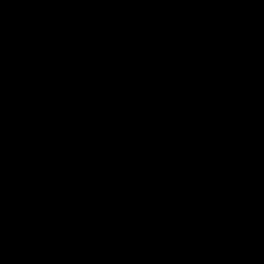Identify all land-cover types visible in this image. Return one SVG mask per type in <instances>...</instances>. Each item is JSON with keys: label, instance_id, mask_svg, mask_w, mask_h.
Returning <instances> with one entry per match:
<instances>
[{"label": "trees", "instance_id": "16d2710c", "mask_svg": "<svg viewBox=\"0 0 264 264\" xmlns=\"http://www.w3.org/2000/svg\"><path fill=\"white\" fill-rule=\"evenodd\" d=\"M1 1L18 44L0 69V229L15 225L35 244L70 220L62 199L30 174L42 160L70 177L152 166L137 150L74 145L88 143L109 110L197 66L222 74L219 97L247 119L202 111L167 164L209 147L232 165L245 150L264 154V0H37L38 24L30 0ZM111 198L106 192L76 218ZM59 238L67 264H84L90 232Z\"/></svg>", "mask_w": 264, "mask_h": 264}, {"label": "water", "instance_id": "95a60500", "mask_svg": "<svg viewBox=\"0 0 264 264\" xmlns=\"http://www.w3.org/2000/svg\"><path fill=\"white\" fill-rule=\"evenodd\" d=\"M30 1L38 24V1ZM221 84L218 71L201 67L161 80L154 88L103 114L85 139L96 148L134 147L142 156L175 148L188 137L203 109L234 114L230 106L216 98ZM245 161L240 176L252 178L251 184L224 180L223 160L216 152L169 171L138 165L134 170L138 179L133 183H127L131 172L71 180L54 159L40 161L30 174L62 198L68 214L100 198V186L106 181L118 185L116 203L81 222L67 224L56 236L93 227L103 217L115 218L119 224L137 219L135 223L150 232L145 245L125 243L128 238L116 233L111 234L115 243H97L100 232L103 238L106 235L104 227L90 245L87 264H264V155L250 150L245 153ZM207 177L215 180H210L209 187L202 190L205 193L197 197L196 186L203 185L197 180ZM207 192L215 196L209 197ZM195 218L200 223L198 228H193ZM12 231L13 226L0 230V255L20 250L24 260L33 264L66 261L67 250L54 236L30 247L22 243L20 232L17 243H8ZM212 240L215 243H210ZM226 241L231 243H219Z\"/></svg>", "mask_w": 264, "mask_h": 264}, {"label": "flooded vegetation", "instance_id": "af4514ba", "mask_svg": "<svg viewBox=\"0 0 264 264\" xmlns=\"http://www.w3.org/2000/svg\"><path fill=\"white\" fill-rule=\"evenodd\" d=\"M197 67H199V66H197ZM220 76H221V80L223 81L222 74H220ZM220 88H221V86H220ZM220 88L218 89V91L216 93V98H217V100H220V101L226 103L225 101H223L219 97ZM209 109H211V108H208V110ZM206 110L207 109H203L202 111H206ZM232 110H233L234 114L230 113V111H226V110L225 111L228 112V115L230 117L234 118V119H235V117H237L239 119H247L246 118L247 117L246 113H244L242 111H237L235 109H232ZM202 111H201V113H202ZM199 116H198V118H199ZM197 119H196V121H197ZM196 121H195V123H196ZM195 123H194V125H195ZM179 145H177L175 148H177ZM74 147H78L81 151H93V150H99L101 148L117 149V150L118 149H128L131 152L132 151L134 152V150H137V152L139 153L140 157H142V158L152 157L153 158L152 166H145L144 164H142L140 162H138V163L134 162L133 165H132V169H129V170H126V171H123V172L112 173V174H121V173L131 172L132 174H131V176H129V178L127 180V183H133V182H135L138 179V175L134 174L135 167L138 166V165H141V166H143L146 169H154V170H159V171H169V170H173V169L185 166L186 164H188L190 162H194L196 160H199L203 156H205L208 152H216L218 154V156L223 160L224 167H223L221 176H222V178L224 180L230 181V182H238L240 180H243L244 184H251L253 182L252 178H248V177L241 178V176H240V170L244 167V165L246 163V161H245V153L247 151L252 150V149L245 150L243 152L242 157H237L236 160H238V161L235 162L234 165L230 164V159L226 157V155H225L226 153L224 152V150L222 148L214 149V148L209 147L200 156H198L196 158H192L189 161H187L186 163H181V160H176L174 165H170L169 166V164H167V163H171V162L168 161V158H167L168 154L167 153H169L168 151H170L172 149H175V148H172L170 150L160 151V152L159 151H152L149 154H147L145 156H142L140 150H138L137 148H134V147L133 148H130V147H128V148H115V147H112L111 148V147L104 146V147L96 148V147H93L90 143L76 144V145H74ZM133 155H134V153H133ZM176 157L180 158L181 155H178ZM159 161H163V162H166V163L160 164ZM59 170L61 171L60 168H59ZM63 174H64L65 177L70 178L71 180H73L75 178L86 176V175H83V176H78V177H70V176H67L65 173H63ZM92 174H100V175L107 176V174H102V173H91V174H87V175H92ZM206 180H207V184L205 183ZM210 180H213V182H214L215 179L214 178L212 179L211 177H207V178H200V179L197 180V182H202L203 183V185H197L196 186V189H197L196 196L197 197H200V196H202L205 193L202 190L209 187V185L211 183ZM117 187H118V185H117L116 182L106 181L105 184L100 186V189H101V192H102V196L100 198L96 199L95 201H93V202L81 207L74 214H68L66 212L68 207L65 205V202L62 200L64 205H65V207L63 209V213L70 218V220H68L64 226H66L67 224H70V223H74V222H81L82 220L87 219V218H89V217H91V216H93V215H95V214L107 209L112 204L116 203L118 201V197H117V194H116ZM106 192H111V197H112L108 201V203L106 205L100 207L99 209L93 211L91 214H89V215H87L85 217L76 218L78 212L82 208H84V207H86V206H88L90 204H93L96 201L102 199L105 196ZM206 194L209 197H214L215 196L214 192H207ZM58 197H60V196H58ZM129 219L130 218H128L127 221ZM136 220L137 219H134L133 222H131V223H130V220H129L128 222H125L123 224H119V223H115L116 222L115 218L109 219L107 217L106 218L103 217L100 220H98V223L95 226H93V227L86 228L84 230H80V231L75 232V233L70 232L71 234H77V233H80V232H90L91 239L87 241V246H86V249L84 251V256H83L84 264H87V262H86L87 253H88V250L90 249V245L95 242V235H97L98 232L102 231L104 227H106V235L103 238V234L100 232L98 234L99 239H98L97 243H115V242H113L114 240H112V235H111L112 233H116L119 237L128 238V241L123 240V242H125V243H139V244H142V245H145L146 243H149L150 238H151L150 232L144 226L135 223ZM10 226L15 227V231H12V232L9 233V235L7 237V242L8 243H17V241H18V233L19 232L22 234V243H25L26 245H28L30 247H35L36 245L41 243L43 240L51 237V236L50 237H46V238L40 240L39 242H36L35 244H30L32 242H30V240L25 238V234L17 226H15V225H6V226L2 227L1 229L6 228V227H10ZM198 227H200V223H199L198 219L195 218V223L193 225V228H198ZM207 228H209V227L207 226ZM124 230H126V231H124ZM70 233L59 235V236H54V239H55L56 242L63 244L64 242L59 237L68 235ZM198 242L199 241H196V243H198ZM210 243H215V241L212 240ZM219 243H231V242L230 241H226V242H219ZM66 250H67V248H66ZM100 252L103 253V250H101ZM17 254H18V257L15 258V255H17ZM0 257L10 258L9 260H7L6 264H16L17 262H22L23 264H33L31 261H25L24 260L20 250H15L14 252H12L9 255H0ZM67 261H68V250H67V259L64 262V264H67Z\"/></svg>", "mask_w": 264, "mask_h": 264}, {"label": "rangeland", "instance_id": "374dc122", "mask_svg": "<svg viewBox=\"0 0 264 264\" xmlns=\"http://www.w3.org/2000/svg\"><path fill=\"white\" fill-rule=\"evenodd\" d=\"M1 7L2 1L0 0V15H2ZM17 44L18 40L13 33L9 32L5 23H0V69L8 65L13 53L17 51ZM256 54L257 52L253 53V55ZM230 164H232V160H230Z\"/></svg>", "mask_w": 264, "mask_h": 264}, {"label": "clouds", "instance_id": "9594fccd", "mask_svg": "<svg viewBox=\"0 0 264 264\" xmlns=\"http://www.w3.org/2000/svg\"><path fill=\"white\" fill-rule=\"evenodd\" d=\"M4 21H5V18L2 15H0V23H3Z\"/></svg>", "mask_w": 264, "mask_h": 264}]
</instances>
